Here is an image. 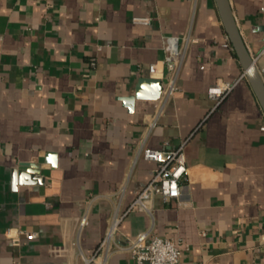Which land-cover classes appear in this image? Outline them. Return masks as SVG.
Returning <instances> with one entry per match:
<instances>
[{
  "label": "crops",
  "instance_id": "crops-1",
  "mask_svg": "<svg viewBox=\"0 0 264 264\" xmlns=\"http://www.w3.org/2000/svg\"><path fill=\"white\" fill-rule=\"evenodd\" d=\"M230 4L259 68L264 0ZM189 34L179 90L151 128L160 99L130 111L121 97L141 77L164 85L165 38ZM219 80L237 85L216 105ZM182 144L180 199L128 212L106 264H135L129 245L147 231L179 242L181 264H264V109L216 1L0 0V264H82L151 179L141 150ZM20 162L39 163L44 183L14 188ZM19 230L37 237L16 245Z\"/></svg>",
  "mask_w": 264,
  "mask_h": 264
},
{
  "label": "built area",
  "instance_id": "built-area-1",
  "mask_svg": "<svg viewBox=\"0 0 264 264\" xmlns=\"http://www.w3.org/2000/svg\"><path fill=\"white\" fill-rule=\"evenodd\" d=\"M133 21L135 23L150 24L151 19L147 17H135ZM190 42V34L182 37L169 35L165 38V57L163 62L169 75L167 82L164 84L159 108L150 121L151 128L157 124L167 103L179 90V79ZM157 70V63L150 65L149 72L151 74H155ZM258 70L264 81V65L259 67ZM236 85L237 82L219 80L208 88V96L218 105L234 90ZM141 155L144 159L156 164L151 179L138 192L135 200L124 214L115 213L111 225L101 240L96 253L92 256H85L82 252H79L83 261L82 264H106L108 257L113 251L112 241L114 234L128 212L140 210L152 214L151 200L155 196L160 195L165 201L180 199L182 195V183L187 179L189 172L184 144L170 150L144 147L141 150ZM87 222L88 217L84 215L80 220V228L82 229ZM10 232L11 229L8 230V234ZM23 233L22 230H19L18 236L12 237L14 244L18 245L24 239L29 241L37 237L35 232H27L24 236L22 235ZM128 249L132 254L135 264H181V244L173 238L151 234L149 231L137 235L131 241Z\"/></svg>",
  "mask_w": 264,
  "mask_h": 264
},
{
  "label": "water",
  "instance_id": "water-1",
  "mask_svg": "<svg viewBox=\"0 0 264 264\" xmlns=\"http://www.w3.org/2000/svg\"><path fill=\"white\" fill-rule=\"evenodd\" d=\"M223 25L245 70V74L264 109V81L259 73L258 67L252 55L250 54L243 37L237 25L230 0H215ZM163 81L158 78L141 77L135 88V93L129 96H122L121 100L125 105L134 111L137 99L159 100L163 92ZM57 155L49 152L46 160L51 162L53 166L57 163ZM13 186L16 188L21 184H42L45 178L42 176V169L39 163L20 162L17 168L12 170Z\"/></svg>",
  "mask_w": 264,
  "mask_h": 264
}]
</instances>
